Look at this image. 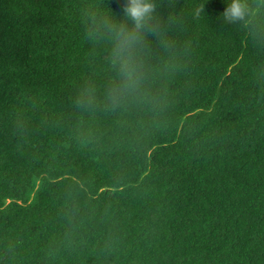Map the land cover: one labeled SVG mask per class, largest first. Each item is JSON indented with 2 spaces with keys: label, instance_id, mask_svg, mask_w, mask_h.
Returning <instances> with one entry per match:
<instances>
[{
  "label": "trees",
  "instance_id": "trees-1",
  "mask_svg": "<svg viewBox=\"0 0 264 264\" xmlns=\"http://www.w3.org/2000/svg\"><path fill=\"white\" fill-rule=\"evenodd\" d=\"M124 2L0 0V264H264V11L153 0L112 107Z\"/></svg>",
  "mask_w": 264,
  "mask_h": 264
},
{
  "label": "clouds",
  "instance_id": "clouds-1",
  "mask_svg": "<svg viewBox=\"0 0 264 264\" xmlns=\"http://www.w3.org/2000/svg\"><path fill=\"white\" fill-rule=\"evenodd\" d=\"M197 10V14L199 11ZM264 11V0L253 6L249 0H225L220 13L222 23H247ZM122 23L105 19L110 59L116 68L119 84L108 93L109 104L119 105L123 93H135L145 79L143 58L148 48L147 36L159 32L156 5L153 0H125L122 4Z\"/></svg>",
  "mask_w": 264,
  "mask_h": 264
}]
</instances>
